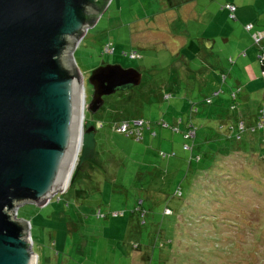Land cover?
Here are the masks:
<instances>
[{
  "label": "rangeland",
  "instance_id": "374dc122",
  "mask_svg": "<svg viewBox=\"0 0 264 264\" xmlns=\"http://www.w3.org/2000/svg\"><path fill=\"white\" fill-rule=\"evenodd\" d=\"M189 1L110 0L104 12L94 15L93 25L68 43L65 65L83 79L86 102L87 78L102 63L136 68L142 80L126 93L104 97L91 121L84 119L83 128L91 123L95 131L83 134L66 190L18 206L16 217L29 223L37 264H264V131H245L236 140L226 127L219 128L224 115L205 116L214 106L199 102L210 94V85L194 89L197 113L192 116L190 103L176 108V96L165 99L158 88L169 80L170 61L178 54L160 36L156 44L148 19L164 20L167 30L161 33L169 41H198L206 35L203 25L183 15H161ZM233 33L251 36L244 26ZM106 43L113 53H103ZM133 50L138 57L124 55ZM146 85L152 88L148 104L134 98L135 90ZM251 103L253 110L262 104L254 96ZM229 104L237 107L236 100L227 102V109ZM125 115L149 120L157 135L146 132L136 141L114 131L115 123L129 118ZM179 116L192 118L197 128L199 161L189 162L192 148L185 160L181 154L159 155L171 148L181 152V133L155 122L173 123Z\"/></svg>",
  "mask_w": 264,
  "mask_h": 264
},
{
  "label": "water",
  "instance_id": "95a60500",
  "mask_svg": "<svg viewBox=\"0 0 264 264\" xmlns=\"http://www.w3.org/2000/svg\"><path fill=\"white\" fill-rule=\"evenodd\" d=\"M98 7L100 0H0V264H37L18 206L66 190L81 135L94 129L83 128L85 115L87 124L104 97L141 83L136 68L98 65L86 102L83 79L66 67L68 43L93 25Z\"/></svg>",
  "mask_w": 264,
  "mask_h": 264
},
{
  "label": "crops",
  "instance_id": "0c3cea01",
  "mask_svg": "<svg viewBox=\"0 0 264 264\" xmlns=\"http://www.w3.org/2000/svg\"><path fill=\"white\" fill-rule=\"evenodd\" d=\"M227 2L236 6L234 10L235 18H230L228 10L222 8V5ZM177 9H169L161 15L172 18L183 15L185 21H193L203 25L206 35L198 41L194 39L183 40L178 43V40L169 41L168 36L161 33L167 30L164 20L155 17L148 19L153 22L152 24L157 32L156 44L159 42L160 36L163 43H169L174 55L178 54L176 59L170 61L173 66L169 80L164 85L158 83L159 90L161 92L163 89L171 90L172 94L176 96L175 104L178 106L176 108H183L185 104L194 101L192 96L195 94L194 89L196 87L201 89L210 85V94L213 90H220L219 96L221 94L223 96H218L217 99L213 100L214 103L210 105L214 106V109L206 113L205 116L224 115L222 118L226 119L221 121V124L224 125L228 122L235 123L238 119L244 118L247 124L251 125L252 119L255 120L257 109L264 105V68L261 67L256 58L259 46L252 42L251 36L234 34L233 29L243 28L249 22L254 24L255 29H263L264 0H205L202 4H199L198 0H190L187 4L177 7ZM237 19L238 22H233ZM261 45L264 54V39ZM184 48H188L186 55L181 53ZM191 61L194 62V65ZM174 73L175 75H173ZM183 86L188 87V92L182 90ZM146 87L147 85L144 86L143 90L152 89ZM223 88L225 91H222ZM232 91L237 93V107L231 108L229 104L227 109L226 103L230 101L229 94ZM189 92L190 95H188ZM146 95L148 96L139 100L148 104V99L151 98V90ZM253 96L262 103L255 110L251 105V97ZM192 115L194 114H189V116ZM176 121L178 122V132L181 133V152L175 151L174 148L169 151L175 155L181 154V158L185 160L187 150L192 148V152H189V162L192 160L197 161L198 155L194 153V148L195 146L199 148V146L194 141L197 130L192 118L189 117L183 121L179 116L173 122ZM188 122L195 127V134L191 138L184 139L182 131ZM92 126L94 129L91 132H94L95 126L93 124ZM208 138L205 137V140ZM167 141L168 139L163 137L160 139L163 144H166ZM184 145L187 146L186 149L183 148ZM162 151L164 150L159 151V155L162 154ZM161 157L165 158L164 156Z\"/></svg>",
  "mask_w": 264,
  "mask_h": 264
},
{
  "label": "trees",
  "instance_id": "16d2710c",
  "mask_svg": "<svg viewBox=\"0 0 264 264\" xmlns=\"http://www.w3.org/2000/svg\"><path fill=\"white\" fill-rule=\"evenodd\" d=\"M101 1V7L99 8H96V13L98 14V13H101V12H104L105 10H106V8H105V10H103L104 8V6H103V4L106 2V1H108V0H100ZM225 4H232V3H230V2H227V3H225ZM225 4H223L222 5V8H224V9H227L224 5ZM234 5V4H233ZM235 6V5H234ZM236 7V6H235ZM228 10V9H227ZM235 10V9H234ZM228 15H229V17L230 18H235V15H234V11L231 13L229 10H228ZM97 14H95L96 16H97ZM233 15V17H231L230 15ZM94 20H96V17L94 16V18L92 17V18H90V21H91V24L94 22ZM247 24H251L252 25V28L251 29H249V30H247L246 28V30L248 31V32H250V34H251V39H252V41L254 42V44L255 45H258L259 46V50H258V52H257V55H256V58H257V61L259 62V64L261 65V67L262 68H264V59H261L260 61H259V59H258V55L259 54H262V55H264L263 54V52H262V45H261V42H262V40L264 39V28L263 29H255V27H254V24L253 23H251V22H249V23H246L245 25H244V27L247 25ZM107 44V43H106ZM110 44V43H109ZM137 53H138V55H139V52L138 51H136ZM126 57H128V56H126ZM143 88H144V86L143 87H141L140 89H138V90H135V91H137L138 92V94H140V95H135L134 94V98H137V97H139V99H141V98H145V97H147L148 95H146L150 90H152V89H150V90H147V89H144L143 90ZM131 89V88H130ZM129 90V89H128ZM127 90V91H128ZM143 90V91H142ZM126 91V92H127ZM142 91V92H141ZM214 91H218V95H216V96H212V93L214 92ZM125 92V93H126ZM134 91H132L131 93H129V94H125L126 96H131V94L133 93ZM162 92H169L170 93V96L169 97H165V95L163 94V97L165 98V99H169V98H171L172 97V91L171 90H166V89H163L162 90ZM219 92H220V90H213L212 92H211V94H209V95H206L202 100H200L199 102L200 103H202L203 102V104H212V103H214V99L216 98V97H218L219 96ZM236 93L235 91H232L231 93ZM236 96H237V93L235 94ZM229 99H230V102H233V99H232V97H231V94H229ZM190 104H191V107H190V109H191V114L194 112V113H197V102H194V101H190ZM264 106V105H263ZM231 108H234L233 107V105H231ZM261 108V107H260ZM259 109V108H258ZM257 112V111H256ZM125 116H129V118L128 119H125V121H134V120H137V119H141V120H143L144 122H145V126L143 127V132H142V137L140 138V139H136L134 136H132V135H127V136H129V137H131L132 139H134V140H136V141H140V140H144V138H145V133L146 132H148V134L151 136V137H155L156 135H157V131L153 128V124H152V122H150L149 120H146V119H144L143 117H141V116H132V115H125ZM85 119H87V115H85ZM240 120H245L244 118H241V119H238L237 121H235V123H232V122H228V124H220V126H219V128H223V127H226V129L228 130V131H230V133L232 134V137H234L235 138V127H236V125H237V123L240 121ZM246 121V120H245ZM168 125H166L165 123ZM89 123V122H88ZM162 123H164L165 125H162ZM246 123H247V121H246ZM89 125H92L91 123L89 124ZM155 125L158 127V128H160V129H170L171 131H173L172 129H171V127H173V128H176L177 130L176 131H173V132H178L179 131V129H178V122L176 121V122H173V123H169V122H167L166 120H164V119H159L158 121H156L155 122ZM191 126L193 129H194V132H195V127L193 126V124L192 123H187L186 124V126H185V128H184V130L182 131V136H183V138L184 139H188V138H185L184 137V135H185V132H186V130H187V128H188V126ZM232 127H233V129H232ZM196 130H197V128H196ZM195 134V133H194ZM241 138H242V136H241ZM241 138L240 139H238V140H241ZM237 140V139H236ZM183 148H184V146H183ZM175 154L173 153L172 154V152L171 151H169V152H165V151H162V154H160V156H164L165 158H167V157H171V156H174ZM198 155V160L197 161H199V158H200V154H197ZM74 173V172H73ZM74 176H75V173L73 174V179H74ZM60 193H57L56 195H59Z\"/></svg>",
  "mask_w": 264,
  "mask_h": 264
},
{
  "label": "built area",
  "instance_id": "2783aa9c",
  "mask_svg": "<svg viewBox=\"0 0 264 264\" xmlns=\"http://www.w3.org/2000/svg\"><path fill=\"white\" fill-rule=\"evenodd\" d=\"M231 13L234 11L235 6L233 4H225L224 5ZM231 17H233V15H230ZM245 28L247 30L252 28L251 24H247L245 26ZM114 52V48L109 44H105L103 47V53H113ZM125 56H128L129 58H134V57H138V53L136 52V50H133L129 53H124ZM258 59L259 61L261 59H264V55L259 54L258 55ZM163 94L165 95V97H169L170 93L169 92H163ZM236 93H231V97L233 99V101L236 100ZM218 95V91H214L212 93V96H216ZM165 123V122H164ZM164 123H162V125H165ZM167 125V124H166ZM145 126V122L141 119H137L134 121H121V122H117L113 125V130L118 132V133H122L127 135H132L134 136L136 139H140L142 137V132H143V127ZM168 126V125H167ZM171 129L173 131H176V128L171 127ZM233 129V127H232ZM235 139H240L241 138V134L245 131H249L251 133L256 132V131H264V106H262L261 108H259L255 114V120L252 122L251 125H248L246 123L245 120H240L236 127H235ZM194 129L189 125L184 137L185 138H191L194 136ZM187 146L184 145V149H186Z\"/></svg>",
  "mask_w": 264,
  "mask_h": 264
},
{
  "label": "bare ground",
  "instance_id": "6f19581e",
  "mask_svg": "<svg viewBox=\"0 0 264 264\" xmlns=\"http://www.w3.org/2000/svg\"><path fill=\"white\" fill-rule=\"evenodd\" d=\"M84 105H85V103H84V92H83V89H81V92H80V110H82V109H84ZM84 118V117H83ZM82 121H83V119H82ZM81 137H83V134L81 135ZM82 142H83V140H80V145H79V150H78V152L81 150V144H82ZM77 160V159H76ZM76 160H75V163H76ZM73 168H75V165H74V167ZM35 259V258H34Z\"/></svg>",
  "mask_w": 264,
  "mask_h": 264
},
{
  "label": "flooded vegetation",
  "instance_id": "af4514ba",
  "mask_svg": "<svg viewBox=\"0 0 264 264\" xmlns=\"http://www.w3.org/2000/svg\"><path fill=\"white\" fill-rule=\"evenodd\" d=\"M103 64V63H102Z\"/></svg>",
  "mask_w": 264,
  "mask_h": 264
}]
</instances>
